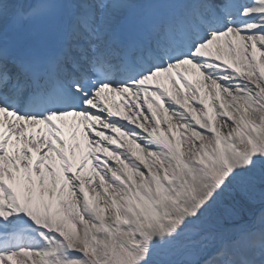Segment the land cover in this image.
Here are the masks:
<instances>
[{
    "label": "rangeland",
    "instance_id": "obj_1",
    "mask_svg": "<svg viewBox=\"0 0 264 264\" xmlns=\"http://www.w3.org/2000/svg\"><path fill=\"white\" fill-rule=\"evenodd\" d=\"M256 51H259L258 46ZM259 53L262 55L260 54L256 60L248 56L246 62L254 68L244 70V75H250L252 85H257V81L260 80V88L250 86L246 91L240 85L241 82L234 88L238 92L245 91L242 96L234 92L230 97H224L222 88L225 91L228 88L217 84L216 89H211L212 94H206L203 100L206 107H211L212 112L214 110L215 113L222 112L223 117L218 121V127L220 129L223 126L232 127L237 132L238 138H228L225 134L227 132H222V130L221 133L219 130L217 136L209 128L197 129L194 120H197V124L204 125L202 101L199 100L196 106H191L192 109L197 110V119L179 121L181 124L176 128L175 144L173 137L169 138V134L165 132L160 148L168 153L160 149L157 151L148 149L142 145L134 146L139 153L131 152V154L134 161L140 162L138 166L141 167L140 169L134 168V174L139 176L137 180L132 179L130 187H124L121 182L105 174L100 184V186L107 184L103 191L99 192V189H95L97 188L94 186L95 182L93 187L87 190L95 202L94 208L90 207L83 200L81 193L74 189L79 203L87 207L88 216L81 215L78 218V212L74 216L65 213L61 215V206L52 207L51 212L57 209L58 217L66 218L68 223V225L61 224L60 230L64 234L59 240L61 243L59 245L67 251L66 257L55 260L50 253H45L42 261L33 258L29 259L28 263L23 260L21 264H183L185 261L198 262L205 254L210 255L209 249L216 239L226 235L227 232L231 233L233 229L245 226L248 222L238 223L239 218L236 214L240 195L248 197L249 205L261 203L263 201L261 199L264 198V92H260L264 89V72L262 68H259L263 63L261 57L264 58V51ZM234 88L231 90L234 91ZM256 90L263 95L261 99L256 95ZM229 133L231 134L232 130ZM184 141H187L189 149L183 148ZM172 144L180 150H178L179 153L170 151L168 147ZM143 157L145 160L142 159ZM148 157H153V159ZM176 159H181L192 166L193 179L190 174L189 177H183L175 173L178 163L174 164ZM162 161L167 165L165 167L167 172L177 175L164 183L165 172L152 171L146 176L154 181L157 175L156 178L160 185L153 184L158 193L157 197L144 193L138 195L137 193L141 190L136 191L133 188L145 189L138 182V180H143L144 171L141 169L149 171V168L158 166ZM95 174L94 172L89 177V181L93 182ZM161 175L164 178H160ZM244 183L247 189L245 193L242 192ZM29 186L33 197L39 189L35 187L33 181H30ZM73 186L75 187L76 184ZM24 188L25 186L19 188L21 189L19 194L24 200L19 199L27 204L28 199H26V193L24 195ZM52 190L55 193L60 188L53 187ZM126 193L141 198L137 202L132 201L133 198L126 199L132 211L124 208L120 201V197L124 195L127 196L126 198L129 197ZM67 204L73 205L71 201ZM167 215L172 219V223L169 219L166 221ZM226 224L229 226L227 227ZM260 237H264V217H261L257 227L248 236L247 239L250 241L241 239L243 241L240 240L231 247L225 248L223 252L234 255L241 250L251 251V245L261 241ZM32 253L35 255V250ZM43 253L40 251V254ZM215 260L216 264L223 263L221 258ZM223 260L227 261L224 257ZM207 264H212V262Z\"/></svg>",
    "mask_w": 264,
    "mask_h": 264
},
{
    "label": "bare ground",
    "instance_id": "obj_2",
    "mask_svg": "<svg viewBox=\"0 0 264 264\" xmlns=\"http://www.w3.org/2000/svg\"><path fill=\"white\" fill-rule=\"evenodd\" d=\"M28 1L30 0H18V2L22 4H26L28 3ZM114 1L115 0H113L110 3V6L108 8V20L110 21L113 20L115 17H117V15L121 14L124 10H126L128 6L131 5V3L133 2V0H116L115 2ZM13 2L14 0H0V27L6 25L5 23L6 21L4 19L8 17L9 14H6V13L10 12L9 6L12 5ZM11 17L13 18L12 25L21 23V18L18 15L11 16ZM263 19L264 17H260L257 22H260ZM103 20L108 21L107 17H105ZM22 28L24 27L22 26ZM257 34L258 33H256L253 37H248L251 39L241 38V37H237L231 34L227 36L221 35L214 39H210L206 43V45L201 48L202 57L204 59H208L210 64L212 63H216V65L217 64L219 65L230 64V66L233 68L232 70L237 72L238 75L240 76V80L244 82L245 77H246L244 75V70L248 68H254L253 65L246 62L248 59V56H252L256 60L258 56L261 54L259 52L262 51L260 48H259V51H256V48H254L253 46L254 44L252 45V42H255L254 40L258 38V43L264 44V41L260 39V38H263L264 36L261 37V36H258ZM261 46L263 47V45ZM204 52L206 56H204ZM261 58L263 60V63L259 68H262L264 72V58L263 57ZM209 63H208V67H210ZM242 64H244L243 67H242ZM213 67H216V66H213ZM182 68L186 74L182 75L180 80L184 81V83L181 81L179 82L172 81L171 82L172 87H170V85L166 83V86H167L166 89L168 91L167 93L171 97L174 96L179 108L181 105L179 103V100L185 99V101L188 103H190L191 101H194L192 95L194 93L199 94L200 87L204 84L205 81L209 80L210 76L214 75L217 71V68H214L211 71V73L206 75L205 72L207 69V65L206 66L204 65H196V66L183 65ZM167 80L170 82L169 79ZM247 80H249L247 82L250 83V86H253V88L261 87V84L259 83L260 80L257 81V85H252L250 75H247ZM185 81H186V84H185ZM242 87H244V89L246 90L247 85H242ZM185 88H189V91L191 90L193 94H190V92L187 91ZM260 92L263 93L264 89L260 90ZM231 93L233 94L234 91ZM231 93H226V95H230ZM243 94L244 93L241 91L238 95L241 96ZM256 95L262 96V94L259 92H257ZM183 106H184V103L182 104V107ZM149 109H150V112H152L156 108L153 106H149ZM209 111L211 110L209 109ZM249 111L251 112V109ZM182 113H183L182 116L189 117V115L187 114L185 110L184 111L182 110ZM189 113L191 112L189 111ZM221 113L222 112H218V113L211 112L210 116H208V114L206 115V117H209L211 119L212 127L218 126V121L220 120V118L223 117V114ZM130 114H133V117H129ZM127 115L130 120L133 118L138 119L139 116L141 115V112L139 109L136 111L135 100L131 104V109L124 111L123 116L127 118ZM182 116L181 117L177 116V118L181 119ZM166 121L168 120L162 118L161 120L157 119V121L154 122L155 125L157 126H154L152 132L150 133L151 135L154 136V137H151L152 139H155L156 141H159L162 143L163 138H164V132L162 130L164 129H166L167 132L169 133V138L177 136V129H175L177 126L173 125L170 122H166ZM211 126L210 127L207 126V127L210 129ZM226 127L223 126L221 129L222 132L226 131L228 133V134L225 133L226 136L231 137V138L235 136L236 138H238L237 132L234 129H232V127H229V128L228 126ZM142 130H144V128ZM231 130H232V133L230 134L229 132H231ZM116 134L121 135L119 133H116ZM215 134H219V131L217 130ZM105 139H106L105 137L102 139L100 138V141L105 140ZM149 146L156 147L158 146V144L157 142L150 140ZM168 148L172 152L179 153L180 151L179 149L178 151L177 148L173 146V144L172 146H169ZM183 148H188L187 141H184ZM27 149L31 152V155L27 153V155L24 157L18 154L17 152L11 153V154H9L8 152L7 154L9 155L1 162V165H0V224L4 223L8 225L10 223H15L17 220H21L22 218H25L27 216L30 220L36 221L37 228L43 229L46 232H48V234H46L45 236V239L41 243L43 248L49 253L54 252V253H59V254L64 255L65 250L62 249L57 242V239H60V237L56 234H53V232L55 229L58 230L60 228V225L65 220V218H62V219L58 218L57 213H59V211L57 209L56 210L53 209L52 212L49 210L53 205L52 201L57 197V195L54 194L52 188L56 187L57 189L58 187H61V183L63 182L62 188L67 189L69 191V189H71L69 187L70 183L69 182L65 183L66 181L62 180V176L65 177L67 175H77L78 168H82V171H83L82 174L85 172V169H86V173H89L92 168L91 159L94 156L93 153L95 149L93 147L88 148L84 144H81L80 148L75 151H71V152L60 151L56 153L54 152L49 153L46 159L48 161V165L43 166V167H38V165L35 164L36 159L39 156L37 154V151L32 147H28ZM164 152L168 153L166 150H164ZM156 154L158 155V153ZM150 159H153V157H151ZM98 160L100 161V159ZM110 161L111 162L116 161V165L114 166H117V164L120 163V160L118 157H116L115 159L110 158ZM176 162L178 163L176 166L177 171H175V173H177L178 175L180 174L183 177L185 176L189 177V174H190L191 178L193 179L192 166L190 164L189 165L186 164L184 161H181V159H178V160L176 159V161H174V164ZM123 163L124 162H121L122 165ZM122 165L121 167L114 169L112 171V174L115 176H118V178L115 180L119 181V183L121 182L124 187L125 186L130 187L132 185V179L136 178L137 180L138 177L134 174V170L129 165H125V166H122ZM165 167H167V165L162 161L158 166L156 165L154 167L149 168V171L143 172L142 174L143 180H138V182H140L145 187L144 189L145 191L149 193H153L155 195L158 194L157 190L155 189V186H153V184H156L158 186L160 185L158 179L156 178L157 175H155L154 181L152 182L146 176L147 174H151L152 171L157 170V173L161 170L164 171L166 179H172L173 176L177 175L175 173H172V175H170V173L166 171ZM47 168H50V170ZM96 177L97 176L93 177L94 178L93 182L86 181L85 188L91 189L95 182L94 186L97 187L95 189H99V192H101L104 190V187H106L107 184L100 186L102 177L99 175H98V178ZM160 178H164V177L161 175ZM29 181H33L35 187L39 189V192H35V195L33 197H32V191L28 184ZM84 181L82 183H84ZM39 182H41V185H39ZM23 186H25L24 195L26 193V199H28V202H27L28 205L25 203H22L21 200H24V199L19 194V190H21L19 188H22ZM135 186L138 187L137 184H135ZM82 187H84V185H82ZM77 188L78 190L83 191V189H81V186H78ZM133 190L137 191L138 188L137 189L133 188ZM61 194L62 193H60V196ZM126 194L129 197L126 198L127 196L124 195V197H120V201L122 202L124 208L130 210L132 208L130 204L127 203L126 199L133 198L132 201L137 202L141 200V198L139 196L133 197L129 193H126ZM53 196H56V197H53ZM71 200L76 206L77 200L74 197H71ZM38 248H40V246H38ZM3 253H2L3 257L2 259H0V264L5 263V262L9 264H21V261L23 260L27 261L28 263V260L32 259V254H30V252H27V251H20V252L12 253L10 255H5V256ZM242 253L245 257H249L251 261H255V258L252 254H249L245 250ZM241 257L242 255L240 253V258ZM210 260H212V258L210 259V257H206V258H203L201 261L206 263L207 261H210ZM237 262L241 263V260H238ZM225 264H231V262H228Z\"/></svg>",
    "mask_w": 264,
    "mask_h": 264
}]
</instances>
